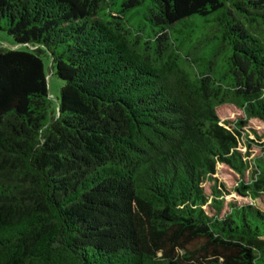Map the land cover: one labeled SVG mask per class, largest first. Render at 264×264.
<instances>
[{
    "label": "trees",
    "instance_id": "16d2710c",
    "mask_svg": "<svg viewBox=\"0 0 264 264\" xmlns=\"http://www.w3.org/2000/svg\"><path fill=\"white\" fill-rule=\"evenodd\" d=\"M145 1L0 0V264H264V0Z\"/></svg>",
    "mask_w": 264,
    "mask_h": 264
},
{
    "label": "rangeland",
    "instance_id": "374dc122",
    "mask_svg": "<svg viewBox=\"0 0 264 264\" xmlns=\"http://www.w3.org/2000/svg\"><path fill=\"white\" fill-rule=\"evenodd\" d=\"M114 1H115V4L113 7L118 8L124 0H114ZM148 4H149L148 0H146L145 3L143 5H141V7L137 8V11L139 12V14L136 15L135 19H133V21L131 22V24L134 26L144 24L142 30L146 35L152 34L150 31L149 25L147 24V22L144 18V14L147 13ZM15 47H16V45L14 44L13 38L7 32L0 31V49L1 48H15ZM43 61H44L46 73H47V86H48L49 99L51 102L50 106L52 109H54V108L56 109L57 101L60 97V88L64 85V81L59 79L53 73V69L51 68L50 57L43 56ZM218 112L222 118H226V117L235 118L236 116L240 115V113L238 111H236V110L234 111L232 109V107H229V106L220 107L218 109ZM249 125L253 129L256 130V132L259 136L262 137L260 139V141H264V122H262L258 119H250ZM250 137L253 138V135H250ZM241 150L244 151L245 148H241ZM251 152L253 153V155H256L259 153V149L255 146H253L251 148ZM216 169L217 170H216L215 176H217L222 181H224L225 184L228 186V188L232 189L234 182H235L234 180L236 179L234 174L232 173V171L223 165H218ZM230 197L237 198L238 200H240V199L246 200L245 198L238 197L235 193H232ZM247 200H249V199L247 198ZM256 203L261 208L264 209V203L263 202L256 201Z\"/></svg>",
    "mask_w": 264,
    "mask_h": 264
}]
</instances>
